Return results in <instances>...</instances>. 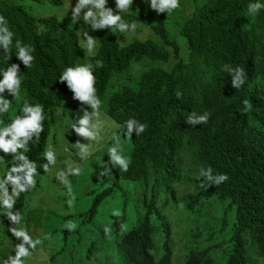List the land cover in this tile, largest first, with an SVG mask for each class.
Instances as JSON below:
<instances>
[{"label": "clouds", "instance_id": "1", "mask_svg": "<svg viewBox=\"0 0 264 264\" xmlns=\"http://www.w3.org/2000/svg\"><path fill=\"white\" fill-rule=\"evenodd\" d=\"M24 1L15 3L31 14ZM50 1L68 6L69 0ZM72 1V20L88 24L84 36L64 21L31 14L41 24L35 31L37 36L45 37V28H58L68 33L78 51L77 58L54 76L56 91L47 103L34 98L27 84L29 72L38 62L37 46L17 41L19 51L12 58L13 33L0 13V43L7 56L0 60V166L18 177L8 179L22 192L24 180L31 184L32 176L36 180L43 173H54L64 182L57 181L62 185L58 189L69 190L71 196L92 197L89 214L93 219L108 201L113 209L117 189L126 193L132 186L144 197L146 215L131 228H127L126 215H116L115 211L103 223L123 238L137 233L154 237L158 228L173 232L174 237L176 227L159 206L157 191L166 185L171 192L172 181L195 177L190 180L195 182L197 192L184 198L188 210L198 214L203 201L213 197L230 200V210L235 208L236 216L234 244L246 243V236H254V228L245 224L246 201L257 188L256 195L264 194V176L253 181L240 166H215L199 137L212 123V108L220 107V118L232 113L220 105L222 100L243 99L248 91L264 96V37L251 33L253 28L262 27L264 35V14L240 18L241 29L248 33L244 46H230L229 39L213 43L214 32L204 30L199 35L200 25L187 39L184 37V24L194 10L193 0H186L184 6L181 0ZM262 7L260 3L249 4L248 12L255 15ZM144 29L151 30L146 38L142 37ZM222 44L228 59L214 53L222 49ZM224 81L230 87L228 95ZM149 86L169 87L175 101L188 107L182 110L181 119L175 117L180 123L174 125L172 133L162 119L148 122L117 114V105L126 94ZM239 112L245 120L235 125L234 132L247 147L257 146L264 137V122L246 117L240 105ZM167 132L171 136L167 137ZM187 153L198 156L201 166L191 163L190 172L179 175ZM48 177L55 180L52 175ZM58 184L49 188L55 189ZM172 194L178 202L176 192ZM4 204L11 208L8 200ZM10 219L16 220V216ZM24 255L27 250L21 246L13 264H19V257Z\"/></svg>", "mask_w": 264, "mask_h": 264}, {"label": "trees", "instance_id": "2", "mask_svg": "<svg viewBox=\"0 0 264 264\" xmlns=\"http://www.w3.org/2000/svg\"><path fill=\"white\" fill-rule=\"evenodd\" d=\"M16 0H0V13L7 19V26L13 33L12 58L19 51L16 42H28L38 48V62L36 67L29 72L27 84L32 90L33 97L44 102H50L54 98V76L59 69L66 63L77 58L78 51L67 32L58 28L51 30L45 28L43 35L39 37L35 34L38 31L40 23L29 14L24 8H20ZM182 6L186 0H181ZM194 10L190 18L184 24V37L187 39L189 33L196 25L199 27V35L202 32H214L213 43L220 42L221 39H229L230 46H244L245 36L241 27V19L244 16H257L264 14V7L255 15L249 14V4L260 3L264 5V0H193ZM259 30V32H258ZM251 33L264 37L262 27L253 28ZM218 44V43H217ZM225 44L222 49L216 50L214 53L228 59ZM5 48L0 43V60H5ZM12 61L8 62L10 65ZM240 62H244L241 60ZM245 63V62H244ZM73 65V63L71 64ZM224 92L228 95L230 87L226 81L223 84ZM173 92L169 87L149 86L144 87L138 93L129 92L125 95L117 105V114L119 116L133 115L152 122L155 119H162L169 125V132L174 131V125L180 123L182 110L188 108L181 101H175ZM221 106H225L232 110L229 116L224 119L219 116V108L214 107L213 118L208 131L202 133L199 137L200 144L207 154L208 160L215 166L236 165L244 168L253 181L259 180L264 176V137L259 140V144L253 147H247L241 141L237 133L234 132L236 126L243 122L244 116L264 122V96L253 94L248 91L243 99L222 100ZM178 118L175 120V117ZM232 125V126H231ZM233 127V128H231ZM167 132V137L171 136ZM239 158H242L240 161ZM191 163L201 166V160L198 156H190L188 153L185 157L183 168L179 175L189 173V165ZM52 175L55 180L48 176ZM61 181L54 173H43L39 177L32 176V183L27 184L24 180L25 188L21 192L18 200L11 205L10 212L3 215L5 221L15 222L23 213L27 200L33 191L38 193V188L43 190L49 187H55ZM35 183V186L33 187ZM256 190L251 191V198L247 199L248 209L244 214L245 224L254 228V236L251 240L244 244L236 245L229 250L226 260L221 264H254L250 256L251 246H255L254 250L258 257L264 259V194L256 195ZM197 203L196 197H193V206ZM10 216H16V220L10 219ZM93 217L90 216V220ZM12 222V223H13ZM165 233V254L158 261L155 255L157 242L155 236L143 233L130 234L122 238L119 249L124 254L127 264H174L173 250V232ZM14 245L18 248L21 246L25 249H33L32 241L28 240L16 241ZM88 242L80 241L79 255L84 254V248L88 246ZM92 250V248H91ZM215 257L211 253L210 248H193L186 260L182 264H214ZM0 264H13V260L9 254L0 255Z\"/></svg>", "mask_w": 264, "mask_h": 264}, {"label": "rangeland", "instance_id": "3", "mask_svg": "<svg viewBox=\"0 0 264 264\" xmlns=\"http://www.w3.org/2000/svg\"><path fill=\"white\" fill-rule=\"evenodd\" d=\"M23 4L36 17H53L64 21L77 28L83 36L87 32L88 24L81 19L75 22L72 20V0L68 1L69 7L55 5L50 0L41 3L27 0ZM150 33V29H144L142 37L146 38ZM9 176L18 178L12 171L0 166V255L9 254L14 261L19 251L14 243L26 236L32 241L34 248L26 249L27 255L19 257V264H127L119 249L122 236L116 231H111L103 223L108 221L115 211L116 215H126L127 228H131L146 215L144 197L135 192L132 186H129L126 193L117 189L114 193L116 204L113 209L109 208L108 201L92 220L89 214L91 196H71L69 190L58 189L62 187L61 184L55 189L47 188L45 191L39 187L38 193L33 191L29 196L20 218L13 222L3 218V215L10 212L4 200H8L12 205L20 197L21 191L8 179ZM192 178L195 179L184 176L172 181L171 192H168L166 185L157 191L159 206L177 230L173 237L174 264H182L193 248H210L215 257L214 264H221L234 245L235 208L230 210V200L220 201L213 197L203 201V208L198 214L190 212L184 198L197 192L195 182L190 180ZM91 189L89 187V190ZM172 191L176 192L178 202L174 200ZM125 200L127 202L124 209ZM225 216L226 225L223 226ZM155 239L157 246L154 252L160 261L165 254L166 241L165 233L160 228L156 231ZM246 240L249 242L251 239L246 236ZM80 241L89 243L83 249V255L78 253ZM250 252L256 253L253 249ZM250 256L256 264H264V259L257 255Z\"/></svg>", "mask_w": 264, "mask_h": 264}]
</instances>
